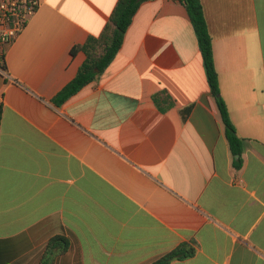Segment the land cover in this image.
<instances>
[{"label":"crops","instance_id":"0c3cea01","mask_svg":"<svg viewBox=\"0 0 264 264\" xmlns=\"http://www.w3.org/2000/svg\"><path fill=\"white\" fill-rule=\"evenodd\" d=\"M117 1L40 0L7 49L0 264H38L57 235L55 264H152L183 243L171 264H264V0H201L241 155L179 0H144L105 71L54 102Z\"/></svg>","mask_w":264,"mask_h":264},{"label":"trees","instance_id":"16d2710c","mask_svg":"<svg viewBox=\"0 0 264 264\" xmlns=\"http://www.w3.org/2000/svg\"><path fill=\"white\" fill-rule=\"evenodd\" d=\"M143 1L144 0H118L101 33L97 36H89L84 44L74 48V50L77 48L82 49L87 57L80 66L76 76L54 97L53 100L57 105L62 104L84 86L95 81L110 65L121 49L126 31ZM179 1L185 5L194 26L210 92L220 112L230 148L235 154L241 155L243 140L237 133L226 101L221 94L212 36L208 28L203 3L201 0ZM167 97L168 95L166 92L154 94V100L159 105H172L173 102L167 100ZM236 165L241 166L240 158H237ZM68 248L69 241L66 237L61 235L51 237L42 251L38 264H55L56 259L66 253ZM194 252L195 249L192 245L183 243L154 261L152 264H171L174 260H181L192 256Z\"/></svg>","mask_w":264,"mask_h":264},{"label":"built area","instance_id":"2783aa9c","mask_svg":"<svg viewBox=\"0 0 264 264\" xmlns=\"http://www.w3.org/2000/svg\"><path fill=\"white\" fill-rule=\"evenodd\" d=\"M40 0H0V72L6 74V53L31 17L37 12Z\"/></svg>","mask_w":264,"mask_h":264}]
</instances>
